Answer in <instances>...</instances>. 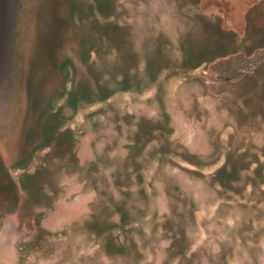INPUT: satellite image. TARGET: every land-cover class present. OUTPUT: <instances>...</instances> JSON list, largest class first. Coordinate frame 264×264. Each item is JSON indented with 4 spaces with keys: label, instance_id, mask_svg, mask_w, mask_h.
I'll use <instances>...</instances> for the list:
<instances>
[{
    "label": "rangeland",
    "instance_id": "374dc122",
    "mask_svg": "<svg viewBox=\"0 0 264 264\" xmlns=\"http://www.w3.org/2000/svg\"><path fill=\"white\" fill-rule=\"evenodd\" d=\"M99 1L15 0L13 96L0 113V264H226L192 237L185 197L143 221L139 191L158 156L162 169L217 183L220 194L249 187L264 199V46L247 37L264 36V0H106L103 14ZM217 25L235 33L223 41L237 52L184 67L183 49L213 48ZM82 89L75 103L70 92ZM227 158L234 173L222 185L215 174ZM4 169L17 195L1 192ZM36 171L33 202L21 181ZM163 187L176 196L175 184ZM212 224L201 235L218 234Z\"/></svg>",
    "mask_w": 264,
    "mask_h": 264
},
{
    "label": "crops",
    "instance_id": "0c3cea01",
    "mask_svg": "<svg viewBox=\"0 0 264 264\" xmlns=\"http://www.w3.org/2000/svg\"><path fill=\"white\" fill-rule=\"evenodd\" d=\"M175 111L178 110L171 113L167 111L172 119ZM181 142L188 146L184 140L181 139ZM157 157L150 159L148 171L142 170L144 179L151 182H145L140 187L139 195L142 202L140 220L146 221L150 215L153 220H159L169 213L172 198L177 197L178 202L179 197L182 199L185 197L184 199L188 200L186 208L191 207L192 210L191 221L194 226L192 234L196 233L192 237L198 244H212L214 250L222 252L226 264H264V199L255 197L256 191L250 193L249 187L242 193L228 191L226 194H220V186L217 183L208 180L206 184H199L197 180L191 181L183 172L180 174L175 170L162 169L163 159L160 157L157 160ZM92 158L95 156L92 155ZM153 166L154 169L150 172ZM199 171L202 176L197 179L205 181L206 174L202 169ZM165 180L175 184L172 192H175L176 196L170 195V191L163 187ZM189 183L193 184L190 186ZM249 194L252 195L248 198ZM126 213L128 219L129 213L127 211ZM206 221H214L212 227L218 226L219 233L201 235L199 228L206 224Z\"/></svg>",
    "mask_w": 264,
    "mask_h": 264
},
{
    "label": "trees",
    "instance_id": "16d2710c",
    "mask_svg": "<svg viewBox=\"0 0 264 264\" xmlns=\"http://www.w3.org/2000/svg\"><path fill=\"white\" fill-rule=\"evenodd\" d=\"M108 6L109 5H108V2L106 0L99 1V3H98V8L102 14H103V12L106 11V8H108ZM61 29L59 32L62 31ZM217 31H218V33H217L216 38L214 40V47L213 48L206 49L205 51H199V52H195L193 50V48H191V47H186L183 49L184 54H183V59H182V65L184 67L194 69V68L199 67L200 65H202L203 63H205L208 60H214L218 57L227 56L231 53L237 52V48H235L232 45L233 43H231V45H232L231 46L230 44L224 43V41H223V38L225 36H229V37H231V42H233V41L235 42V37H236L235 33L225 31L219 25H217ZM63 33H64V30L61 32V34L59 33L60 36ZM57 36L59 37V35H57ZM58 37H56V39ZM247 37L251 38V40H254V43L251 45V48H257V47L264 46V36H261V39L254 38L251 35V33H249V30H247ZM55 43H56V41H55ZM55 43L52 42L51 46H53ZM85 53L89 56L90 48H87ZM148 66L151 67V61H149ZM110 94L111 93L105 94L102 98L107 99L110 96ZM81 95L88 96V93L85 89H82L79 93H77L75 91L70 92V97H71V99H74L75 103L78 102V99H81V97H80ZM57 114H59V113H57ZM53 116H55V115H53ZM41 125H42V131L46 132V133H49L50 130L53 131V129H55V126L51 125V124L46 125L45 123H42ZM140 129L142 130L141 125H140ZM62 138L67 139L69 141L71 138V135L68 131H65V132H62V134H61V140H62ZM61 140H58V142H60ZM135 143L136 144L142 143V139L139 136H137L135 138ZM190 155H191V153L187 150V155H184V158L190 163H195L196 161H194L192 159V157H190ZM23 158L25 160L28 157L23 156ZM229 164H230V160H229V158H227L226 162L223 165H221L216 171L215 176H216L217 180L222 185H224V183H223L224 179L230 178L229 176H231L234 173L232 167H230ZM3 174L7 178V180L1 186V192L4 194V193H11V191H12L14 194L17 195L19 193L18 185L10 177V175L8 174V170L4 169ZM37 177H39V171L38 172L36 171L32 175L28 176L29 179L27 182L21 181V188L24 189L25 191H27L28 195L30 196V199L33 202H36L37 197L41 194V187L42 186L38 183L39 181L37 182V179H38ZM34 199H36V200H34Z\"/></svg>",
    "mask_w": 264,
    "mask_h": 264
},
{
    "label": "water",
    "instance_id": "95a60500",
    "mask_svg": "<svg viewBox=\"0 0 264 264\" xmlns=\"http://www.w3.org/2000/svg\"><path fill=\"white\" fill-rule=\"evenodd\" d=\"M15 0H0V113L13 96V38L11 37ZM10 5L12 7H10Z\"/></svg>",
    "mask_w": 264,
    "mask_h": 264
}]
</instances>
